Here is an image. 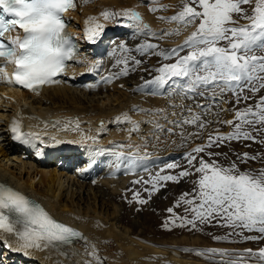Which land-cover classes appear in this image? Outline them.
<instances>
[{"label":"snow or ice","instance_id":"obj_1","mask_svg":"<svg viewBox=\"0 0 264 264\" xmlns=\"http://www.w3.org/2000/svg\"><path fill=\"white\" fill-rule=\"evenodd\" d=\"M244 5L253 6L251 14L243 8ZM74 7V0H0V59L13 65L16 85L38 92L41 86L58 82L55 78L64 71L67 61L77 55L76 46L66 32L67 22L63 19V14ZM157 10L167 9H152ZM101 15L105 21L116 23L120 22V18L129 20L131 26L138 29L143 24L140 14L134 10L119 13L104 11ZM235 17L246 23L240 25ZM161 19L183 28L193 26L195 30L180 47L159 53L162 59L175 58V62L160 67L158 75L145 82L146 86L152 85L162 90L168 85L177 95L182 93L185 99L195 100L199 96L211 100L213 104L217 102V91L221 96L226 91H232L237 104L241 99L247 104L252 97L242 96L243 91H251L255 96L264 90V0H184L182 10L176 15ZM86 25V39L96 43L103 33V25L97 23L95 18H89ZM147 27L143 25L144 30ZM6 33L16 34L9 35L5 40ZM180 34L178 28L172 33L161 32L159 35ZM145 49L151 54L157 50V46L147 44L136 51L144 54ZM119 50L128 51L124 44L119 45ZM185 50L187 54L180 55ZM119 63L125 65L121 75H127L128 60ZM133 63L139 66L141 61L134 60ZM6 66H0V74L5 72ZM209 91L212 92L211 97L205 95ZM196 108L199 109L196 114H193L192 108L187 109L190 118L173 122L174 126H195L198 131L190 134L189 138L199 137L210 123L203 120L202 115L209 114L211 108L207 104H196ZM232 114L234 120L226 121L218 119L219 113L216 115L217 123H223L233 131L224 134L216 129L215 134L209 133L205 144L185 155L188 169L177 176H158L156 182L178 181L182 177L198 174L193 192L182 194L177 202L176 207L183 204L187 214L177 217L179 226H191L194 230L198 224H211L215 220L221 227L258 232L259 236L244 238V242L256 241L264 239V168L241 171L235 162L224 167L212 159L221 153H213L209 149L240 140L264 143V140L257 141L253 135L254 132L264 131V96H260L254 105L234 108ZM135 128L138 129V125ZM11 132L14 139L28 143L30 134L21 133L15 121L12 122ZM201 153H205L209 159L205 160ZM120 155L123 156V153ZM237 159L246 163L264 159V156L244 153L238 155ZM135 162L134 156L131 163ZM175 166L173 162L167 168ZM168 211L175 215L172 208ZM234 234L240 235L239 232ZM77 240H84L79 231L58 222L43 207L20 192L0 184V245L12 248L14 243L16 250L27 255L29 250H60ZM214 240L221 242L219 237H214ZM61 254L66 256L65 253ZM89 254L99 264L95 251ZM195 254L231 255L215 249L207 253L197 251ZM245 254L264 261V248L256 253L248 249ZM87 264H92V261ZM231 264L236 262L232 261Z\"/></svg>","mask_w":264,"mask_h":264},{"label":"bare ground","instance_id":"obj_2","mask_svg":"<svg viewBox=\"0 0 264 264\" xmlns=\"http://www.w3.org/2000/svg\"><path fill=\"white\" fill-rule=\"evenodd\" d=\"M159 1L74 0L75 7L65 12L63 17L68 24L66 32L77 41L80 51L70 60L64 76L62 74L57 83L44 86L40 92L20 93L7 90V85L0 86V141L6 139L5 143H0V182L40 202L56 220L79 230L84 237V240H77L60 250H29L27 255L16 250L14 243L12 248L0 245V264H87L88 261L97 264L89 254L93 251L99 258V264H206L176 259L171 253L134 240V234H129L124 228L119 231L118 226L123 224L124 217H118L114 206L106 209L102 201L98 206L96 194L90 193V185H86L88 190L85 189L82 182L90 179L95 170L103 168L98 186L112 184L111 178L123 166L126 159L121 164L119 161L126 154L138 153L147 147L150 140H159L165 136L164 129L160 128L166 123L169 128L176 118L179 119L180 113H176L178 104L170 98L172 94L160 100L153 96L155 94L148 99L134 98L120 91L123 89L114 86L112 80L106 79L110 73L107 72L108 61L104 53L113 33L141 34L149 39L166 41L169 46L190 33L191 27L165 22L160 18V10L152 11L160 9L154 5ZM173 8V5L169 6L166 12L172 14ZM125 10L140 14L143 24L139 29L132 27L129 20L120 18L116 23L105 21L101 15L104 11L119 13ZM89 18H95L103 25V33L96 43L85 37ZM143 25L148 26L147 30ZM178 28L180 35H159L161 32L172 33ZM91 73L95 75L88 76ZM83 74L86 77L79 81L86 83L82 85L79 82L82 85L79 88L73 80ZM93 89L94 94L91 93ZM153 91L160 90L154 87ZM89 93L100 96L90 98V108H83L79 101H87ZM185 109L187 111V105ZM156 112L163 114H153ZM13 121L21 133L38 137L39 143L44 144H37L34 140L39 147L33 145L27 152L26 148H19V142L11 135ZM12 153L17 156L12 158L16 163L11 167L6 163L11 161L9 154ZM45 158L50 159L41 161ZM80 158L84 162L77 166ZM66 163L73 168H67ZM126 179L124 177L120 181L124 183ZM81 192L90 193V197L86 195L87 203ZM84 202L86 205L81 209L80 204Z\"/></svg>","mask_w":264,"mask_h":264},{"label":"rangeland","instance_id":"obj_3","mask_svg":"<svg viewBox=\"0 0 264 264\" xmlns=\"http://www.w3.org/2000/svg\"><path fill=\"white\" fill-rule=\"evenodd\" d=\"M170 2L167 0H160L158 4H154L159 6L160 9H167L160 10L162 15L161 17L170 18L182 10L184 0H172ZM147 5L150 4L148 3ZM172 5L174 7L172 9L173 12L172 14H169L166 11H168V7ZM252 7V5L243 6L249 14H251ZM235 19L239 21L240 25L246 23V21L240 19L239 17H235ZM196 23L198 24L199 21ZM189 27L192 29L190 33L187 36L185 35L186 37L184 36L179 42H171L172 44H175L172 46L167 45L166 41L157 39L153 40L151 38L149 39L148 36L145 37L141 34H139V36L130 32H120L117 34L113 33L112 38H110V43L106 45L104 58L108 61L107 72L110 73H108V77H111L110 80H112L114 86L117 85L118 88L123 89L120 91L126 93L127 96H133L134 98L137 96L139 99H148V97H151L150 95H153L151 93H155L153 96L160 100L161 98L172 94L173 97L170 98H172L175 102L177 101L176 104H178L176 106V113H180L179 119L176 118L174 121L190 118L189 113H187L185 109L186 105L187 109L192 108L193 114H196L199 112V109L196 108V104H207L211 108V112L209 114L202 115V119L210 122L208 127L200 133L199 137L192 136L189 138L190 134L198 131L195 126H174V124H172L173 127L170 126L172 128H167L166 123V126L163 125L160 128L161 130L164 129L162 132L165 136L160 137L159 140H150V142L147 143V147L140 149L138 153L129 155L126 154L127 156L125 155V158L122 159V161H119V164H121L126 159L123 166L120 168L124 169L121 172H119V169L116 175L111 178V181L113 182L112 184L109 183L107 184L108 186H98V183L100 182L99 177L101 176V172H103V168H101V171L95 170L94 175H92L90 179L82 181L85 183L83 186L88 190V186L86 185H90V193L92 192L96 194L98 198V206H100L101 201L106 204V206L104 205L106 209H108L107 206H109V208L110 206H114L118 217H124L123 224L118 226L119 231H122L124 228L129 232V234H134V240L144 245L162 250L164 253H171L176 259L191 260L196 262L199 261L206 264H231L232 261H235L236 264H264V261L259 260L257 256H249L245 254L248 249H251L254 253H256L261 248H264V239L256 241L249 240L244 242L245 237L259 236L260 234L258 232L221 227L219 226V222L215 220L212 221L211 224H198L194 230L191 229V226H179L180 221L177 217H184L187 214L185 213V206L183 204L176 207L177 202L180 200L182 194L193 192L195 188L194 181L198 178V174L182 177L178 181L156 182V178L158 176H177L181 171L188 169L189 165L186 159H184L185 155L193 148L205 144L209 133L215 134L214 130L216 129H219V131L224 134L233 131L231 127L226 126L223 123H217V113H219L218 119L220 121L234 120V115L232 114V110L234 108L243 109L249 105H254L259 100L260 96H264V90L260 91L255 96H253L251 91L245 90L241 93V95L252 98L248 100L247 104H245L243 99H241L240 103L237 104L236 97L233 95L232 91H226L223 96H221L219 91H217V102L213 104L211 100H205L199 96L195 100L185 99L182 93L177 95L168 85H166L165 88L159 92L153 91L155 86H146L145 82L154 79L155 76L158 75L157 70L160 67H162L165 63L171 64L175 62V58L170 60L162 59L159 53L172 48H178L183 45L184 40L191 34L192 31L195 30V27ZM151 43L157 46V50L155 52L149 54V50L145 49V53L142 54L136 51L137 48ZM121 44L126 46L128 49L127 52L119 50V45ZM186 54L187 50L180 53V55ZM257 54L260 55L262 53ZM124 59L128 60L127 67L129 72L127 75H121L125 65L123 63L118 64V61H123ZM134 60L141 61V64L136 66L133 63ZM92 75L95 74L91 73L88 76ZM82 77H86L85 74L81 77L76 76L74 79L75 81H73L75 82L74 84L79 85L80 82L83 85L86 83L85 81H79ZM81 86L79 85V88H81ZM94 91L95 90L93 89L91 93L94 94ZM112 92L115 93L116 91ZM91 93L87 95V101H79L81 107L85 108L88 106V108H90L91 105L88 103V101H91L90 98L96 99L97 96H100H93ZM205 95L211 97L212 92H206ZM222 109L227 111H222ZM253 135L256 136L257 141L264 140V131L259 133L254 132ZM3 140L4 141H0L1 144L6 142L5 138ZM75 150H78V148H75ZM209 151L213 153H221V155L213 156L212 159L216 160L224 167H227L231 163L235 162L241 171H258L259 169L264 168V159L249 160L246 163L237 159L238 155L242 156L244 153H248L249 156H264V143L253 142L251 140H240L238 142L232 141L224 146L211 148ZM201 155L205 160L209 159L205 153H201ZM16 156V153L9 154V159H11V161L6 164L11 167L14 166L16 162H14L12 158ZM134 156L136 157L135 164L130 163L131 161L128 163L127 160H132ZM49 159L50 158H45L41 161ZM80 159L81 162H79L77 166L84 162L82 161V158ZM173 162L176 166L172 169L167 168V165ZM64 165L69 169L70 167L73 168L72 165L68 166V163ZM68 174L70 175V173ZM23 177L25 178L26 174L23 173ZM103 177L106 176L104 175ZM124 177L127 179L123 183L120 179ZM74 189L76 188L73 187V190ZM90 193L86 194L84 192L82 194L81 192L80 194L86 203L88 200L86 195L90 197ZM91 200L92 199L89 201L93 202V200ZM141 200L147 202L140 203L139 201ZM80 203H82V201ZM85 205V202L80 204V208L82 209ZM169 208L173 209V213L175 215L169 213ZM166 224L167 227H165ZM236 232H239L240 235H235L234 233ZM214 237L221 238V242H216ZM212 249L220 252H226L231 255L221 257L218 254L205 256L195 254L197 251L207 253Z\"/></svg>","mask_w":264,"mask_h":264}]
</instances>
